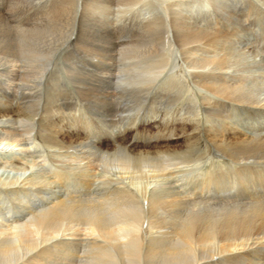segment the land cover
<instances>
[{"label":"bare ground","instance_id":"bare-ground-1","mask_svg":"<svg viewBox=\"0 0 264 264\" xmlns=\"http://www.w3.org/2000/svg\"><path fill=\"white\" fill-rule=\"evenodd\" d=\"M42 1L24 0L22 6ZM90 1L50 0L53 7L45 12L0 10V221L8 220L0 226V264H264V190L258 197L249 194L250 202L230 201L237 188L245 196L248 187H264L244 179L248 162L264 164V132L225 129L219 140L220 133L208 132L211 159L228 157L239 168L230 177L222 168L214 175L208 170L207 188L189 195L174 181L182 172L180 159L192 157L191 150L188 144L168 146L180 138L194 140L198 126L186 123L172 134L155 124L154 132L135 127L127 135L133 126L123 122L132 102L140 109L150 96L174 99L187 81L221 97L212 110L231 100L259 104L258 87L246 82L263 80L264 71L253 61L234 68L236 51L230 47L220 56L198 58L195 53L208 46L223 51V35L188 23L176 11L177 0H162L137 39L120 45L106 38L101 6ZM209 1L218 10L225 1L237 11L247 0ZM180 54L191 67L188 75L160 82ZM114 99H123L117 115L110 109ZM75 104L103 122L118 120L102 134L43 124L54 107ZM36 133L46 135L63 159L86 169L37 171L26 156ZM101 140L106 146L96 144Z\"/></svg>","mask_w":264,"mask_h":264},{"label":"rangeland","instance_id":"rangeland-1","mask_svg":"<svg viewBox=\"0 0 264 264\" xmlns=\"http://www.w3.org/2000/svg\"><path fill=\"white\" fill-rule=\"evenodd\" d=\"M22 1L24 0H0V10H12L13 8L16 11L24 10L23 12H30L34 10L45 12L50 7H53V5L51 6L52 3H49L50 0H46L24 8L22 6ZM92 1L93 7L101 6L97 9V11L101 12H99V15L103 22L102 24H104L106 29V38L111 39V41L117 45L134 42V40L137 39L136 37L138 33L144 27V23L149 21V19H153L154 15H157L156 12H158V10H156V8L158 6L160 8L163 4L162 0H132L131 2L126 0H91L90 2ZM176 2L178 4L175 5L176 11H180L188 23L206 28L209 31L211 30L210 32L223 35L221 38L222 40L220 41L221 44L223 43L225 45L223 51L217 45L208 46L207 48L198 50L195 53L198 58L206 59L220 56V54H224V51H229L230 47L236 51V54H233L231 59L234 68L242 67L245 63L251 65L249 62L253 61L257 67L259 66L264 71V1L247 0L237 11L233 8L225 6V1L221 4L222 8L219 10L210 6L209 0H177ZM27 3L28 2L25 4ZM161 11L163 12V10ZM239 62H241V64ZM190 68L191 67L185 60L184 55L180 54L179 60H175L173 57L170 65L159 75L160 82L162 81V78L173 75L178 78L186 77ZM230 69L232 68L230 67ZM261 69L259 71H261ZM262 82H264V79H259L257 81H251L250 79L246 82L249 86L256 85L258 87L255 95L259 92L257 96L260 100H262L261 103L250 104L248 102L246 103L231 100L227 102V105L219 104L218 106H215L216 110H212V105H216L217 100L220 101L221 97L217 94L214 95V93L209 92V94L205 90L200 91L197 87L195 88V84L192 81L189 83L187 81L190 89L187 86V83L184 86L185 91L176 88L175 95L177 97L174 95V99L158 101L151 99L150 96L148 101H146L140 109H136L137 106L134 107L135 104L132 102L131 108H128L130 112H124L125 115L123 117V122H126L127 125L133 127L130 128L131 130L127 128V131L125 130L126 132H124L127 135H129V131L133 132L136 129H139L140 132H154L156 131L155 124H157L158 128H161L169 133L176 134L179 133L181 125L183 124L194 123L197 125L199 128L198 131L200 130L197 138H194V140H191L190 142H188L185 138H180L176 141H172L173 143L168 146L185 148L188 144L193 159L191 156L182 158L184 162L180 159L181 164L179 167L183 166L184 168L181 167L182 172L177 174V176H179L178 178H175L174 183L182 192L189 195L194 194L198 190H204L207 188L204 186H206L205 182H207L206 179L208 175L206 172L208 170L210 171L212 169V171H210V175H214L217 170L222 168L223 171H221L224 174V177H226V175L227 177H230L239 168L238 165L228 157L221 156V159H211L210 156L212 153L210 152L212 151L209 146V133H220L215 136H219V140L220 138L223 139V137L225 139V136H222V132H224L225 129L240 130L244 133L246 132L248 135L264 132V130L262 131V129H264V87H261L264 85H262ZM230 83H232V80ZM239 83L242 84V82ZM67 84H69L68 87H72L71 83L68 81ZM155 87H158V85H155ZM210 102L211 106L209 108L208 103ZM122 103L123 99H114L115 106L110 105L112 115L114 113L117 115L121 112ZM79 104L64 108L60 107L58 109L57 107H54L53 116L50 118L45 117L43 124L47 127L50 126L51 128L58 127L57 129L63 131L67 129L84 131L81 129L88 127L91 131L93 130V132H97V134H102L106 129H109V125L111 126L113 124V121L111 120H118L117 116H110L108 122H103L99 119L95 112L84 106H80ZM127 113H131V115H129L130 117L126 116ZM116 124H119V122ZM48 135H50V133ZM215 137L212 135V138ZM34 141V146L30 148L26 156L29 159L35 160L36 170L40 173L55 175V173L61 170H64L67 173H76L86 169V165L84 164L83 166V163L80 164L76 161L70 162L65 157L63 159V156H61L57 149L53 147L55 144L49 142L46 135H37ZM33 143H29L27 146H32ZM96 144L98 146H106V143L103 142V140L96 142ZM190 145L191 147L193 146V149ZM145 148L146 147H140V149ZM157 148L158 147H148V149L152 150ZM231 163H233L232 166ZM248 163L250 165V170L248 169L249 171L246 172L244 179L247 178L250 182L253 180L257 182L259 181L261 182V185H264V164H255L252 162ZM0 165H3V163H0ZM185 165L188 168H185ZM2 172L3 170L1 169L0 173ZM257 172H260L261 175ZM254 175L256 176L252 179V176ZM225 179L228 180V178ZM209 188L212 190L215 189L214 184L211 183ZM248 189V193L244 196L240 195V189L237 188L234 195L235 197L231 195L230 201L238 204H241L239 203L241 200L242 203L248 201L250 202L251 197L248 195L253 193L255 197H258L260 196L258 191L264 190V187H248ZM236 195H238L237 198ZM217 203H213V205L217 206ZM7 223L8 220L6 221L3 219L0 221V226ZM218 264L251 263L248 260H232V262L222 261Z\"/></svg>","mask_w":264,"mask_h":264}]
</instances>
